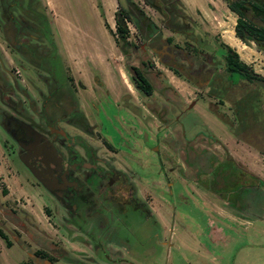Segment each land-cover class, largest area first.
Segmentation results:
<instances>
[{"label":"rangeland","instance_id":"rangeland-1","mask_svg":"<svg viewBox=\"0 0 264 264\" xmlns=\"http://www.w3.org/2000/svg\"><path fill=\"white\" fill-rule=\"evenodd\" d=\"M186 1L198 24L193 34L171 32L158 11L144 0H134L154 22V34L162 37L161 44L153 45L128 22L136 44L128 58L114 41L116 0H36L51 30V60L43 62V68L37 59L16 54L0 39V74L14 89L6 96L39 108L55 85L68 91L89 124L101 126L99 135L110 149L106 152L115 151L120 163L127 162L146 180L141 193L148 196L164 226L159 230L149 220L142 227L132 224L129 231L123 229L127 242L125 248L114 249L121 250L118 254L92 250L82 234L61 220L62 210L35 183L17 156L15 141L0 125V229L5 235L0 236V264H122L113 259L122 252L125 264H142V248L169 242L182 249L213 248L225 264H264V196L243 192V212L239 205L225 203L235 200L229 189L242 190L244 186H239L249 183L246 167L233 164L219 139L239 151L230 132L264 154V86L226 79L220 42H226L222 34L228 36L237 18L227 2ZM239 56L264 76L262 53L243 46ZM162 61L173 64L180 76ZM129 64L139 65L145 73L153 88L150 95L134 86ZM53 99L61 98L54 94ZM4 108L0 103V110ZM202 149L216 155L222 165L230 162L224 170L209 173L216 175L211 181L197 174L193 161ZM245 158L249 161L251 156ZM261 173L262 179L253 177L254 185L264 182V170ZM223 177L238 188L224 185ZM127 214L135 218L139 213ZM160 248L161 255L150 250L147 264H172V251L167 260L169 247Z\"/></svg>","mask_w":264,"mask_h":264},{"label":"flooded vegetation","instance_id":"flooded-vegetation-1","mask_svg":"<svg viewBox=\"0 0 264 264\" xmlns=\"http://www.w3.org/2000/svg\"><path fill=\"white\" fill-rule=\"evenodd\" d=\"M37 6L36 0H0V39L16 54L37 59L38 67L43 68L42 63L51 60V30L45 11L38 10ZM0 83V103L5 106L0 110V125L15 141L17 156L35 183L62 210L61 220L84 236V244L94 251L108 250L118 254L121 250L114 249L126 247L124 228L129 231L132 224L142 227L149 220L159 230L163 229L160 214L154 212L145 192L141 193L146 180L127 162L120 163L115 151L112 154L106 152L110 149L105 147L99 135L102 134L101 126L89 124L87 116L76 105V98L68 91H60L57 84L45 95L39 108L36 104L26 107L6 96L7 92L13 95L14 89L1 74ZM54 94L60 96V101L53 99ZM227 167L217 164L215 171ZM202 174L204 181H211L216 176H209L207 170ZM223 178L224 185L238 188L235 182L228 184V179ZM263 186L264 182L259 181L252 186L253 192L263 197L264 190H260ZM243 192L235 190L236 203L243 198ZM154 194L161 200L157 192ZM232 202L225 200L226 204L235 206ZM128 211L139 214H134L133 218ZM245 215L247 220L249 215ZM152 246L141 249L142 264H147L152 255L150 250L161 255L162 246L169 247L167 260L172 251V264H225L220 252L207 246L182 249L172 242ZM113 259L126 263L123 252Z\"/></svg>","mask_w":264,"mask_h":264},{"label":"trees","instance_id":"trees-1","mask_svg":"<svg viewBox=\"0 0 264 264\" xmlns=\"http://www.w3.org/2000/svg\"><path fill=\"white\" fill-rule=\"evenodd\" d=\"M116 1L117 8L114 12L115 30L113 31L106 21L105 26L109 31H113L115 44L124 57L128 58L131 49L136 47L135 42L130 39L131 31L128 22L132 23L138 32L150 40L153 45L161 44L159 42L160 37H162L161 33L154 34V22L144 14L134 0ZM144 1L160 13L163 25L171 32L193 34L194 27L198 25L183 0ZM225 1L229 9L237 14L234 25L235 35L245 44L253 41L257 49L264 53V2L258 0ZM101 14L104 15L103 11ZM165 40L171 42L172 36H166ZM220 46L223 48L224 67L228 81L238 84L242 80H246L264 86V76L256 72L251 64L241 59L239 53L233 47L222 41ZM166 66L174 74L180 76L175 66L167 63ZM128 68L134 86L145 95H150L153 91L152 84L140 66L129 64ZM213 158L214 160H212ZM217 160L216 155L211 154L209 150L202 149L200 153H195L193 161L197 166V171L202 173L205 170L208 171L213 165L219 164ZM0 236L5 238L1 229Z\"/></svg>","mask_w":264,"mask_h":264},{"label":"crops","instance_id":"crops-1","mask_svg":"<svg viewBox=\"0 0 264 264\" xmlns=\"http://www.w3.org/2000/svg\"><path fill=\"white\" fill-rule=\"evenodd\" d=\"M184 3H186V6L190 7L189 4L187 3L186 0ZM212 4V2H209ZM191 8V7H190ZM197 10H202L200 8H196ZM211 11V9H209ZM236 23V19H234V23L230 29V33L227 35H223L222 37L224 39V41H226L225 43L229 44L231 47H234V49L240 54L241 50L243 49V46H247L248 48H250L251 50H254L256 53H262V55L264 56V53L260 50L257 49V47L254 48V42L250 41L249 44H245L244 42H242L236 35L234 32V25ZM256 45V44H255ZM254 48V49H253ZM246 54V53H245ZM242 59V58H241ZM245 61V60H244ZM248 63V62H247ZM250 64V63H249ZM229 132V131H228ZM229 134L233 137V143H235V145L241 150L237 151L235 149H232L229 145H228V141L222 139L221 137H219V139H221V141L224 143L225 145V149L227 150L228 154L230 155L231 160L236 161L241 163L242 165H244L246 168L244 174L246 175V178L248 179V183L249 184H241V186H244V192H247V195L250 192H253L252 186H254V184L252 183L253 181V177L257 180L258 178L262 179V173L261 171L264 170V154H262L261 152H259L258 150L254 149V147L250 146L246 141H244L243 139H237L236 136H234L232 133L229 132ZM247 154V155H245ZM261 157H260V156ZM246 156H251V159L248 161L245 157ZM253 157V158H252ZM214 160V158L212 159ZM219 162V166H222V162L219 161V159L217 160ZM259 162V164H258ZM261 162V163H260ZM230 164L229 160L225 161L223 165H228ZM215 165H213L207 172L211 173L213 172V170H215L214 168ZM210 176V175H209ZM256 185V184H255ZM234 186V185H232ZM231 186V187H232ZM236 187V186H235ZM228 190V189H227ZM230 194L231 197L235 196V190H231ZM244 195V194H242ZM240 195V196H242ZM246 196V195H244ZM239 201L236 203V198H235V202L233 203L235 206H233L234 208H238L237 205H239V208H241V211L243 212V203L245 202V197H243L242 199H238ZM243 207V208H242Z\"/></svg>","mask_w":264,"mask_h":264},{"label":"water","instance_id":"water-1","mask_svg":"<svg viewBox=\"0 0 264 264\" xmlns=\"http://www.w3.org/2000/svg\"><path fill=\"white\" fill-rule=\"evenodd\" d=\"M194 102H195V101H192V102L188 105V107H191V106L194 104Z\"/></svg>","mask_w":264,"mask_h":264}]
</instances>
